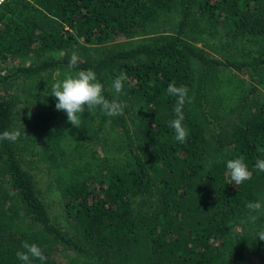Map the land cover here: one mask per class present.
Returning a JSON list of instances; mask_svg holds the SVG:
<instances>
[{"label":"trees","instance_id":"16d2710c","mask_svg":"<svg viewBox=\"0 0 264 264\" xmlns=\"http://www.w3.org/2000/svg\"><path fill=\"white\" fill-rule=\"evenodd\" d=\"M73 52V71L92 69L122 116L85 109L76 128L56 110L51 86ZM172 82L191 99L183 144L167 124ZM262 89L264 0L0 5V133H21L0 141V264H23L24 241L42 248L44 264H264V211L253 224L246 207L264 205L255 167L264 159ZM22 152L46 164L74 235L52 221ZM241 156L251 178L237 187L227 161Z\"/></svg>","mask_w":264,"mask_h":264},{"label":"clouds","instance_id":"9594fccd","mask_svg":"<svg viewBox=\"0 0 264 264\" xmlns=\"http://www.w3.org/2000/svg\"><path fill=\"white\" fill-rule=\"evenodd\" d=\"M79 56L73 52L69 63L68 71L62 80L56 81L51 86V95L57 101L56 110L63 111L67 114V121L76 128H79L81 116L87 109L91 115L97 109H100L103 114L108 117L122 116L123 108L116 100L109 101L103 95L104 85L99 82L96 73L92 69L73 71L78 67ZM126 77L121 74L112 81L111 88L117 95L123 91ZM48 87L45 91L47 93ZM167 94L176 98V103L173 106L174 119L167 121L169 128L174 130L175 140L179 143H186L188 137V130L183 125L185 119L184 106L185 103H191L188 97V89L186 86H177L175 82L168 85ZM19 130L4 131L0 133V141L7 140L9 142H16L20 137ZM256 169L264 172V159H258L255 164ZM227 170L231 181L237 187L251 178V173L245 163L244 157L241 156L236 159L227 161ZM249 210L248 218L255 224L257 217L252 213L264 211V205L261 202H249L246 205ZM257 238L264 241V229L259 230ZM22 251H17V258L23 264H31L33 259H38L41 264L46 262L47 257L41 247L37 244H30L28 241L22 243Z\"/></svg>","mask_w":264,"mask_h":264},{"label":"rangeland","instance_id":"374dc122","mask_svg":"<svg viewBox=\"0 0 264 264\" xmlns=\"http://www.w3.org/2000/svg\"><path fill=\"white\" fill-rule=\"evenodd\" d=\"M63 56H64L63 52H57L51 54L48 53L45 54L43 57L37 56L33 60L22 62V64L29 65L35 62L36 59H43L47 57L61 58ZM243 76L247 78L246 75ZM95 147L100 153L102 152L98 144L95 145ZM20 157L23 165L33 176L39 195L47 205L52 221L58 226H60L64 230V232L70 235H74L75 233H74L73 223L68 219L65 213V208H64L65 201L56 188L54 178L46 170V164L42 160L31 158V156H29L28 154H24V152L21 153ZM68 253L69 252H67L66 250H62L61 254H59L60 256L59 259L64 260L65 254ZM254 263H257V261H255Z\"/></svg>","mask_w":264,"mask_h":264},{"label":"built area","instance_id":"2783aa9c","mask_svg":"<svg viewBox=\"0 0 264 264\" xmlns=\"http://www.w3.org/2000/svg\"><path fill=\"white\" fill-rule=\"evenodd\" d=\"M8 0H0V5L4 4L5 2H7Z\"/></svg>","mask_w":264,"mask_h":264}]
</instances>
